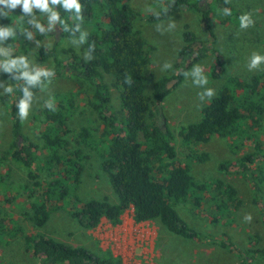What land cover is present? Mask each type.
<instances>
[{"label":"trees","instance_id":"16d2710c","mask_svg":"<svg viewBox=\"0 0 264 264\" xmlns=\"http://www.w3.org/2000/svg\"><path fill=\"white\" fill-rule=\"evenodd\" d=\"M214 1L206 0V5H199L200 0H170L159 12L149 16L148 20L161 22L183 9L192 10L202 15L205 28L211 37H215L210 22V5ZM79 2L82 5V22L75 19L77 14L74 9L65 10L62 5H52L49 0V6L60 16L57 21L59 40L52 48L38 47L37 55L41 61H53L50 70H54L55 76H42L34 86H28L22 73L36 72L12 69L9 73L15 87L9 109L13 141L7 155L29 170L28 177L34 189L28 192L34 199L30 204L28 218L33 226L44 227L50 219L51 209L63 206L65 200L69 199L71 216L85 229L98 227L103 219L112 225H120L123 215L132 211L137 223L159 220L172 234L186 239H203L200 233L184 222L175 206L192 202L200 209L207 200V194L213 193L217 213H224L230 208L235 211L242 205L238 191L231 184L221 180L199 183L191 173V164L203 163L209 159V155L199 154L190 145L207 143L216 135L229 140L235 156L239 155L243 145L252 148V151L237 156L235 160L220 163L219 169L225 172L237 170L244 175L255 192L253 202L262 207L264 215V73L254 76L249 82L238 78L229 79V85L224 86L202 108L201 120L181 129L182 143L189 150V164L182 165L174 145L175 136L170 126L163 121L159 107L171 93L168 88L169 78L162 77L155 83L152 93L154 108L146 94V71L150 63L146 49L149 45L142 33L134 27L138 14L125 0ZM19 6L11 9L10 5H0L4 14L0 40L9 50L18 46L25 49L27 44V35L16 24ZM33 12L43 13L36 8H33ZM102 19L109 20L106 28L101 23ZM94 20L97 21V29L88 35L85 45L88 60L72 55V59L64 63L59 57L61 40L79 37L85 22ZM77 24L80 25L79 31L76 30ZM45 30L44 34L48 35L50 30ZM185 42L180 51L179 66L182 69L175 77L178 83L183 81L185 73L197 60L211 52L217 53L209 43L199 46L193 33L185 34ZM216 66L217 71L212 72V76L220 78L226 71L220 55ZM63 76H70L92 89L93 107L104 124L102 136L83 127L77 132L76 143L92 150L102 148L100 168L118 196L117 204H112L107 198L81 201L79 196L74 195L84 171L81 165L84 151L73 149L68 139L72 132L69 122L74 116V104L71 101L65 97L57 98V101L52 102L55 111L44 107L34 116L44 144V160L38 161L39 147L23 133V122L18 117L19 109L16 107L23 98L22 89L29 88L33 94V104L37 94L52 78ZM106 77L112 78V86L120 91V113L113 110ZM129 78L130 84L126 83ZM238 141L243 142L240 147L236 146ZM44 172L52 180L42 181L41 175ZM219 214L223 217L226 213ZM16 223L13 215L0 210V237L18 236L21 231L19 226H15ZM25 239L32 255L42 264H123L118 257H100L84 247L68 246L42 235H31ZM221 246L226 247L227 242L222 241ZM250 252L251 255L247 254L249 257H243L242 264L254 261H262L264 264V248Z\"/></svg>","mask_w":264,"mask_h":264},{"label":"rangeland","instance_id":"374dc122","mask_svg":"<svg viewBox=\"0 0 264 264\" xmlns=\"http://www.w3.org/2000/svg\"><path fill=\"white\" fill-rule=\"evenodd\" d=\"M170 0H125L138 14L134 23L148 47L150 63L146 71V94L154 108L152 96L155 83L162 77H168L171 93L164 99L160 107L163 121L167 123L175 136L174 145L182 165L189 164V150L182 143L180 131L182 128L199 122L202 118V108L218 95L228 84L229 79L238 78L249 82L256 75L264 73V64L259 70L249 71L247 65L253 53L264 56V0H216L211 3V25L215 37L205 28L202 15L192 10L183 9L161 22H150L148 17L159 12ZM196 1V0H192ZM199 5H206V0H200ZM51 11L42 14L25 13L23 5L19 6L20 13L16 24L27 35L25 49L18 46L12 50L0 40V210L13 215L21 233L18 236L5 235L0 237V264H42L29 250L25 237L42 235L57 242L73 247H84L100 257L112 255L122 260L123 264H242L243 257L251 255L257 249L264 248V215L262 207L253 200L255 192L252 184L237 170L221 171L222 162L237 159L252 148L244 145L239 155L232 153L229 140L213 136L207 143L192 144L190 148L199 154H208L209 159L203 163H192L191 173L199 183H211L221 180L231 184L242 200L238 210L231 208L224 213L214 208L213 194H207L206 202L197 209L192 202L175 206L176 211L184 222L200 233L204 238L186 239L169 232L159 220L137 223L132 211L126 212L120 225H112L103 219L98 227L85 229L69 212L70 200L66 199L63 206L51 209L48 223L42 228H36L30 222V204L33 197L30 192L33 182L28 177L29 170L8 156L11 147L12 121L9 109L15 83L9 78L12 69H28L30 71L50 70L52 60L41 61L37 48L47 46L52 48L59 40L60 29L57 21H50ZM228 9L231 15H224ZM56 12V11H55ZM247 14L252 23L248 27L239 26V17ZM36 21L50 30L48 35L40 33L30 21ZM109 20L102 19L104 28ZM4 24V14L0 9V27ZM97 29V21L85 22L77 38L61 40L60 59L67 63L72 55L85 58L88 56L85 45L88 35ZM88 33L81 42L82 34ZM195 35L196 43L201 46L209 43L217 53L211 52L197 60L188 70L182 82L178 83L176 76L180 70V51L185 46V34ZM31 34L32 39H29ZM197 47V45L195 46ZM71 52L65 53L63 51ZM220 55L226 69L220 78L212 76L217 71V57ZM25 57L27 68L23 65H13L11 62L19 57ZM195 65L202 68L201 75L206 76L209 83L200 86L193 75ZM110 86L113 110L120 113V91L112 86V78L106 77ZM229 85V84H228ZM212 88L215 95L211 100H201L199 93L204 88ZM11 89V93L8 91ZM61 97L74 104V116L69 122L72 131L68 136L73 149L84 151L81 165L84 167L81 182L75 189V194L81 201L107 198L112 204L119 202L118 196L111 188L107 176L101 171L102 148L92 150L85 145L76 143L77 132L83 127L94 130L102 136L104 124L93 107L92 89L80 81L70 77H54L35 97L28 118L23 121V133L39 147L38 161L46 158L43 142L39 136L38 124L34 121L35 114L44 108L46 101L55 102ZM235 143V142H234ZM238 141L236 146L242 145ZM2 178L4 180H2ZM42 181H50L46 172L41 175ZM216 196V195H215ZM251 215L252 220L245 222V216ZM17 230V229H15ZM11 234H14L10 232ZM10 234V235H11ZM222 241L227 246H221ZM248 254V255H247ZM249 257V256H248ZM245 264H262V261L246 262Z\"/></svg>","mask_w":264,"mask_h":264},{"label":"clouds","instance_id":"9594fccd","mask_svg":"<svg viewBox=\"0 0 264 264\" xmlns=\"http://www.w3.org/2000/svg\"><path fill=\"white\" fill-rule=\"evenodd\" d=\"M52 5H62L65 10L71 11L75 10L76 12V17L75 19L80 20L81 22L83 21V16L80 15L82 11V5L80 4L79 0H50ZM23 5V10L25 13H32L33 8L39 9L41 12H49L51 11L50 6H49V0H0V5H5L11 7V9H15L18 5ZM224 15H231V11L228 9L223 10ZM50 21H59L60 16L58 12L52 11V14L50 16ZM30 23H33L34 26L38 29V31L42 34L46 30L43 27L42 24L36 22V21H30ZM252 23L249 19V16L247 14L241 15L239 17V26L241 28L248 27V25ZM76 30H80V25L77 24ZM88 35V33H83L81 42H84V38ZM29 39H32L31 34H29ZM93 48H95L94 45H92ZM85 59L88 60L87 55H85ZM13 65L20 64L23 65L25 68H27V62L26 58L21 56L17 60H13L11 62ZM264 64V56L258 54V53H253L251 58H250V63L247 65V68L249 71L253 70H259L260 65ZM202 68L199 65H195V71L193 75L197 77L196 83L200 86H205L209 83L208 79L206 76L201 75ZM187 75V73H185ZM53 77L55 76L54 70H42V71H37L35 74H32L30 72H23L22 73V78L26 81V84L28 86H34L41 77ZM126 83H131V79L129 78L126 80ZM11 93V89L8 90ZM23 91V98H21L16 105V107L19 109L18 111V117L21 122L25 121L28 116H29V111L32 106V93L29 91L28 87H24L22 89ZM199 98L201 100H211V98L214 97L215 95V90L212 88H204L203 92H200ZM44 107L51 111H55L54 103L46 101L44 104ZM245 222H250L252 220L251 215H246L245 216Z\"/></svg>","mask_w":264,"mask_h":264},{"label":"water","instance_id":"95a60500","mask_svg":"<svg viewBox=\"0 0 264 264\" xmlns=\"http://www.w3.org/2000/svg\"><path fill=\"white\" fill-rule=\"evenodd\" d=\"M170 87H171V86H170V85H168V88H169V89H170Z\"/></svg>","mask_w":264,"mask_h":264},{"label":"built area","instance_id":"2783aa9c","mask_svg":"<svg viewBox=\"0 0 264 264\" xmlns=\"http://www.w3.org/2000/svg\"><path fill=\"white\" fill-rule=\"evenodd\" d=\"M132 213V215H133V212H131Z\"/></svg>","mask_w":264,"mask_h":264}]
</instances>
